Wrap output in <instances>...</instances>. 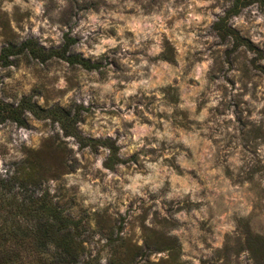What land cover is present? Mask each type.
<instances>
[{"label": "rangeland", "instance_id": "obj_1", "mask_svg": "<svg viewBox=\"0 0 264 264\" xmlns=\"http://www.w3.org/2000/svg\"><path fill=\"white\" fill-rule=\"evenodd\" d=\"M31 161L99 264H264V0H0V176Z\"/></svg>", "mask_w": 264, "mask_h": 264}, {"label": "trees", "instance_id": "obj_2", "mask_svg": "<svg viewBox=\"0 0 264 264\" xmlns=\"http://www.w3.org/2000/svg\"><path fill=\"white\" fill-rule=\"evenodd\" d=\"M67 41L65 51L76 39L67 38ZM61 57L85 69L97 66L80 54L63 53ZM64 128H68V125ZM84 144L92 149H97L99 145L106 146L110 154L105 164L109 167L120 161L118 147L109 139L86 138ZM46 170L49 168L31 161L29 169L23 166L19 173L9 178L0 176V264H99L97 257H91L86 250L88 222L83 223L81 218L71 216L69 208L65 209L66 214L63 213L52 203L47 190L43 189ZM40 190L43 191L37 196L36 192ZM96 224L109 241L121 238L119 230L115 232V223H108L101 216ZM112 248L110 264H119L121 260L131 261L130 252L122 258L118 256L122 253V243H114Z\"/></svg>", "mask_w": 264, "mask_h": 264}]
</instances>
